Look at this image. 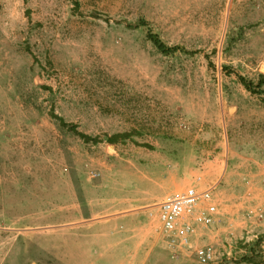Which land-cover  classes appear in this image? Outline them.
I'll list each match as a JSON object with an SVG mask.
<instances>
[{"label":"rangeland","instance_id":"rangeland-1","mask_svg":"<svg viewBox=\"0 0 264 264\" xmlns=\"http://www.w3.org/2000/svg\"><path fill=\"white\" fill-rule=\"evenodd\" d=\"M263 81L264 0H0V264H264ZM192 186L217 220L175 259Z\"/></svg>","mask_w":264,"mask_h":264},{"label":"built area","instance_id":"built-area-1","mask_svg":"<svg viewBox=\"0 0 264 264\" xmlns=\"http://www.w3.org/2000/svg\"><path fill=\"white\" fill-rule=\"evenodd\" d=\"M214 191L215 187L199 191L196 186H192L168 194L158 205L165 246L173 258L192 251L193 239L199 226L211 228L216 223L218 207L212 203ZM204 203L207 207L201 208ZM196 256L199 264H212L216 260V253L211 245L197 249Z\"/></svg>","mask_w":264,"mask_h":264},{"label":"trees","instance_id":"trees-1","mask_svg":"<svg viewBox=\"0 0 264 264\" xmlns=\"http://www.w3.org/2000/svg\"><path fill=\"white\" fill-rule=\"evenodd\" d=\"M152 41L154 42V44L157 46V48L161 51V53L165 54V55H171V54H175L176 52L180 51L181 49L178 47L175 48H169L166 45H164L157 37L152 36ZM241 83L245 86V88L251 92H253L255 90V85L252 82H249L246 78L240 76L239 77ZM264 84V81L260 83V86H262ZM83 138H85L86 140H89L90 138L87 135L84 134H80ZM122 137V135H117L114 136L112 138L109 139V141L111 143H117L118 140ZM246 261L252 262V259H246Z\"/></svg>","mask_w":264,"mask_h":264},{"label":"crops","instance_id":"crops-1","mask_svg":"<svg viewBox=\"0 0 264 264\" xmlns=\"http://www.w3.org/2000/svg\"><path fill=\"white\" fill-rule=\"evenodd\" d=\"M220 178V177H219ZM209 229V228H208ZM220 235V233L218 232V233H213L212 231L210 232V234H208L207 235V240H211V239H216V238H218V236ZM200 236V235H199ZM203 238H199L198 237V239L196 238V240H202ZM160 240V239H159ZM159 240L157 239L156 240V242L153 244V247H154V250L156 249V247H159V246H161L162 247V245H160V243H159ZM164 246H165V242H164ZM166 248V247H165ZM167 250V249H166ZM153 251V250H152ZM148 258H153V254H150L149 256H148ZM121 262V259L120 258H117V262Z\"/></svg>","mask_w":264,"mask_h":264}]
</instances>
